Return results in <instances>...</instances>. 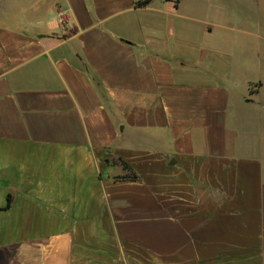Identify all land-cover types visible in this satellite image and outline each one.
Returning <instances> with one entry per match:
<instances>
[{
    "label": "crops",
    "instance_id": "crops-1",
    "mask_svg": "<svg viewBox=\"0 0 264 264\" xmlns=\"http://www.w3.org/2000/svg\"><path fill=\"white\" fill-rule=\"evenodd\" d=\"M144 1L0 0V264H264V33Z\"/></svg>",
    "mask_w": 264,
    "mask_h": 264
},
{
    "label": "rangeland",
    "instance_id": "rangeland-1",
    "mask_svg": "<svg viewBox=\"0 0 264 264\" xmlns=\"http://www.w3.org/2000/svg\"><path fill=\"white\" fill-rule=\"evenodd\" d=\"M44 1L48 6L55 2ZM182 9L187 18L192 15L196 19L194 29L185 19V41L190 42L193 31L192 40L200 42L208 55L210 50L216 52L212 57L218 63L225 64L226 56L240 57L247 49L251 55L258 50L259 36L264 33V0H185Z\"/></svg>",
    "mask_w": 264,
    "mask_h": 264
},
{
    "label": "trees",
    "instance_id": "trees-1",
    "mask_svg": "<svg viewBox=\"0 0 264 264\" xmlns=\"http://www.w3.org/2000/svg\"><path fill=\"white\" fill-rule=\"evenodd\" d=\"M150 2H151V0H146V1H144L143 3H139L138 6H146V5H148ZM123 165H124V168H125V169L129 170V169H128V166H127L126 164L123 163ZM123 179H125V178H123ZM131 179H132V180H137V177H136V176H133Z\"/></svg>",
    "mask_w": 264,
    "mask_h": 264
}]
</instances>
